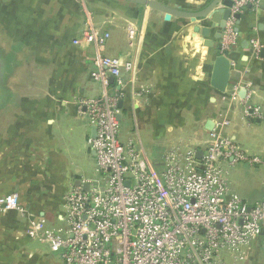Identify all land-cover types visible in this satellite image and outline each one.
Masks as SVG:
<instances>
[{
	"label": "crops",
	"instance_id": "crops-1",
	"mask_svg": "<svg viewBox=\"0 0 264 264\" xmlns=\"http://www.w3.org/2000/svg\"><path fill=\"white\" fill-rule=\"evenodd\" d=\"M158 1L186 10L209 2ZM258 1L227 21L236 41L224 51L212 13L193 21L133 0H0V197L17 193L23 208L0 211V264H61L59 253L37 247L44 243L32 236L31 219L65 234L66 192L99 179L88 145L94 126L79 100L102 95L104 87L92 76L97 49L74 42L89 25L110 33L104 54L134 64L124 72L120 139L133 140L155 168L164 167L171 148L201 157L224 120L222 132L264 159V0ZM220 55L230 61L224 90L213 84ZM223 171L233 194L250 204L264 197L263 166L226 160ZM221 258L264 264V235L242 258L229 251Z\"/></svg>",
	"mask_w": 264,
	"mask_h": 264
},
{
	"label": "built area",
	"instance_id": "built-area-1",
	"mask_svg": "<svg viewBox=\"0 0 264 264\" xmlns=\"http://www.w3.org/2000/svg\"><path fill=\"white\" fill-rule=\"evenodd\" d=\"M258 2L235 0L232 11L243 12ZM223 32L225 51L234 45L236 34L227 25ZM109 37V32L89 25L74 40L97 49L92 76L104 87L102 95L79 100L96 128L88 145L96 155L99 179L89 188L74 185L66 192L65 234L31 219L32 236L59 253L61 264H224V251L242 258L243 249L264 235V197L250 204L233 194L223 162L264 167V159L222 132L224 120L210 134L201 157L195 149L171 148L164 154V167L155 168L133 140L120 139L124 72L134 70V64L103 53ZM251 111L261 117L259 108ZM10 209H23L17 193L0 197V211Z\"/></svg>",
	"mask_w": 264,
	"mask_h": 264
},
{
	"label": "water",
	"instance_id": "water-1",
	"mask_svg": "<svg viewBox=\"0 0 264 264\" xmlns=\"http://www.w3.org/2000/svg\"><path fill=\"white\" fill-rule=\"evenodd\" d=\"M139 3H145L149 6L161 10L169 15L188 17L193 21L206 18L210 13H212L211 19L213 21V27H220L216 38H222L223 31L226 28L227 21L231 16L234 18H239L240 13L233 12L232 7L235 3V0H209V2L199 9L196 10H186L179 6H170L164 4L158 0H133ZM218 5H222L221 7ZM209 30L205 28L204 36L208 35ZM206 44L211 45L212 42L206 40ZM222 48V47H221ZM230 72V61L223 55H220L216 60V69L213 78V84L220 90H224ZM96 134V128L93 129V135ZM200 156V154L198 155ZM80 184V183H79ZM88 188V187H86Z\"/></svg>",
	"mask_w": 264,
	"mask_h": 264
},
{
	"label": "rangeland",
	"instance_id": "rangeland-1",
	"mask_svg": "<svg viewBox=\"0 0 264 264\" xmlns=\"http://www.w3.org/2000/svg\"><path fill=\"white\" fill-rule=\"evenodd\" d=\"M123 125H124V124H123ZM35 243H36V245H37L38 248H41V249H43V250H46L45 248L48 249V247H47L45 244H41V243H39V242H35Z\"/></svg>",
	"mask_w": 264,
	"mask_h": 264
}]
</instances>
